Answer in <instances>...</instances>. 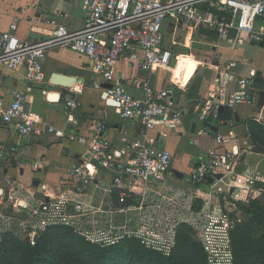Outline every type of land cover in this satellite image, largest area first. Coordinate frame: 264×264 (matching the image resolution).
<instances>
[{
	"label": "built area",
	"instance_id": "1",
	"mask_svg": "<svg viewBox=\"0 0 264 264\" xmlns=\"http://www.w3.org/2000/svg\"><path fill=\"white\" fill-rule=\"evenodd\" d=\"M82 2L86 20L81 30L70 31L61 23L47 20L56 28L48 39L38 42L21 41L16 36L15 20L8 31L0 34V67L15 71L25 67L26 79L39 84L45 81L42 61L47 51L66 47L83 54L98 77L94 89L103 101L122 119L139 120L143 129L139 139H123L124 147L116 149L106 136L107 125H93L81 162L67 172L68 192L58 197L45 194L41 199L31 192L33 199L25 203L17 197L16 182L6 178L0 186V240L11 232L34 244L49 229L66 227L98 246L111 247L135 238L147 248L170 256L180 227L187 225L206 252L208 264H233L232 233L241 221L233 216L232 207L234 202L247 201L251 193H256L258 181L248 178L239 184L238 165L248 148L234 144L235 135L226 137L217 131L206 155L185 178L189 187L184 188L169 181L173 156L160 147L159 138L167 137L166 132L180 130L192 109L200 122L213 126L222 123L224 108L258 106L264 91L259 86L260 81L264 82V72L234 77L237 64L231 63L227 72L214 80L207 99L183 106L176 98V89L184 91L180 84L171 81L168 87L157 90L151 76L160 69H171L174 49L179 45L177 34L181 31L186 32V38L206 33L219 42L234 37L264 49V0ZM56 15L62 17L60 13ZM122 60L148 77L134 79L127 72H117ZM127 83L141 90L143 97L130 94L125 89ZM106 84L112 87L104 88ZM26 103L27 96L15 91L12 102L0 109V124L15 123L21 137L56 132L55 128L46 129L36 122L26 110ZM66 105L70 110L68 122L78 125L73 112L79 109L80 102L68 95ZM258 117L264 119V107ZM193 142L199 144L198 140ZM18 153L16 146L0 143V166L11 167L13 156ZM103 169L116 173L109 183L100 179ZM102 192L106 194L96 199L95 195Z\"/></svg>",
	"mask_w": 264,
	"mask_h": 264
},
{
	"label": "crops",
	"instance_id": "2",
	"mask_svg": "<svg viewBox=\"0 0 264 264\" xmlns=\"http://www.w3.org/2000/svg\"><path fill=\"white\" fill-rule=\"evenodd\" d=\"M82 1L0 0V34L8 31L15 20H18L16 36L21 41L27 42H38L49 38L56 26L47 23V20H53L56 24L61 23L70 31L81 30L86 20ZM57 13H60L62 17H57ZM30 34L40 38L33 40ZM201 34L205 39L214 36ZM192 38L189 36L186 38V46ZM215 44L217 43H210L207 47H210V51L223 60L220 63H214V70L211 63L207 64L203 61V57L199 62L195 55H181L172 69L171 76L164 75L162 72L167 71L161 69L151 76L153 87L157 90L163 89L171 85V81L180 84L184 91L176 89V98L183 106L188 102L207 99L214 80L220 74L227 72V67L231 63L237 64L235 73L233 72L234 77L248 76L256 71L264 72V63L260 65L239 60L228 63L227 54L222 53L220 47ZM224 44H227L228 50L233 53L236 51L243 53V49L247 46H256L247 41L235 40L234 37L233 40L224 42ZM260 51L264 49L260 48ZM191 57H194L201 65L187 85H183L184 71ZM42 65L45 81L39 84L31 83L26 79L25 67L17 71L0 67V109L12 102L15 91H21L27 96L25 108L32 114L35 121L46 129L52 127L56 130V132L46 131L41 136L21 137L15 123L0 124V143L6 146H16L19 152L18 155L13 156L14 161L11 167L0 166V186L4 185L6 178L11 177L18 187V199L25 203L33 199L31 192H35L36 197L41 199L45 194L58 197L68 192L65 186L68 182L67 172L81 162V156L88 149L92 138V126L96 123L107 125L106 136L113 142L116 149L124 147L123 139L129 142L139 139L143 129L139 120L122 119L114 108L103 101L101 94L94 89V82H97L98 77L93 72L87 56L66 47L53 48L44 54ZM202 68L204 71L201 72ZM116 70L127 72L134 79L148 77L145 72L138 70L125 60L119 62ZM55 74L75 77L80 82L74 88L69 89L55 86L52 84ZM259 86L264 89V82L260 81ZM125 89L137 98L143 97L142 91L134 87L132 83L125 84ZM68 95L74 96L81 104L79 109L73 112L78 125L68 122V112H70L66 105ZM257 107H259L260 114L262 107L259 105ZM253 111L255 110H250L244 105L224 108L222 109V123L207 126L199 121L197 113L192 109L180 130L166 132L167 137H160V147L169 150L173 156L172 178L169 179L171 184L184 188L189 187L184 183L185 177L201 162L202 156L206 155L212 146V137L217 131L226 137L231 134L235 135L234 144L249 150L243 155L245 157L244 167H238L241 174L240 185H243L241 183H245L248 178L253 179L264 175V169L261 167L264 154L254 151L253 147L248 144L249 139L241 133L245 126L243 123L247 122ZM193 140H198L199 144L195 145ZM176 172L182 174L183 178H179ZM115 174L103 169L100 170V179L109 183ZM203 189L207 190V187ZM102 194L106 193L97 194L95 198L98 199ZM244 195H246L245 192ZM202 197L209 198L207 194H202Z\"/></svg>",
	"mask_w": 264,
	"mask_h": 264
},
{
	"label": "trees",
	"instance_id": "3",
	"mask_svg": "<svg viewBox=\"0 0 264 264\" xmlns=\"http://www.w3.org/2000/svg\"><path fill=\"white\" fill-rule=\"evenodd\" d=\"M253 150L262 153L255 146ZM250 208L249 222L237 225L232 233L233 264H264V201H252ZM192 233L189 226L180 227L177 244L166 256L134 238L98 247L66 227L49 229L35 246L9 232L0 240V264H208L206 252Z\"/></svg>",
	"mask_w": 264,
	"mask_h": 264
},
{
	"label": "rangeland",
	"instance_id": "4",
	"mask_svg": "<svg viewBox=\"0 0 264 264\" xmlns=\"http://www.w3.org/2000/svg\"><path fill=\"white\" fill-rule=\"evenodd\" d=\"M170 29V28H169ZM170 33V30H169ZM202 36V37H201ZM31 39L33 40H37L40 37L36 36V35H31L30 34ZM177 42L179 43V45L174 49V62L172 63V67L171 69H169L167 72H162L164 75L166 76H171V72L173 67L176 66L178 58L181 55H195L196 59L201 62V58L204 59L203 61L207 64H210L213 66L214 63H220L223 59L219 58L218 55H214L211 51H210V47L208 48L207 45L212 43H217L215 45H218L220 47V51L225 54H227V59H228V63L232 62V61H242V62H252L254 64H262L264 63V51H260V48L257 46H247L246 48L243 49V53H238V51L236 52H230L228 50L227 44H224V42H219L217 40L216 37L214 36H209L207 37V39L203 38V34L199 33V34H195V36H193L191 42H187V47L186 46V32L181 31L177 34ZM223 47V48H222ZM242 50V49H241ZM204 51H207V53H204ZM203 53V54H202ZM203 62V63H204ZM213 70L215 69L214 66L212 68ZM204 71V69L202 68L201 72ZM233 72L235 73V70H233ZM247 108H249L250 110H255L253 111L250 115L251 117L247 120L245 124L243 131H241V133L243 134V136H246L249 139V143L252 147H256L258 151H262V153L264 154V119L259 116V107H257L256 105L253 106H247L244 105ZM172 134V133H170ZM264 169V162L261 166ZM186 179L188 178V176L185 177ZM258 178V181H256L255 183V189H256V193H251L249 197H247V201H238L239 203H235V206L232 207L233 210L235 211V213L233 214V216H235L236 218L240 219V224L242 225H246L251 216L250 214H248V211H250V205L252 203V201H264V189L262 188V185L264 184V175H262L261 177H256ZM253 178V179H256ZM243 181V180H241ZM243 184V183H241ZM262 193H261V192ZM246 195H244L245 197ZM233 203V202H232ZM239 225V224H238ZM236 229V227H235ZM234 229V230H235ZM41 235H39L36 239L34 244L30 243L31 245L35 246L38 242V239ZM192 239L195 240V236H194V232L191 235ZM133 239V238H128ZM21 240H24L23 237ZM133 240H137V239H133ZM87 241V240H86ZM113 241V240H112ZM139 241V240H137ZM88 242V241H87ZM140 242V241H139ZM141 243V242H140ZM119 244V243H118ZM142 244V243H141ZM95 245V244H94ZM98 246V245H96ZM110 246V245H107ZM114 246V245H112ZM99 247V246H98ZM102 247V246H100ZM104 248V247H103Z\"/></svg>",
	"mask_w": 264,
	"mask_h": 264
},
{
	"label": "water",
	"instance_id": "5",
	"mask_svg": "<svg viewBox=\"0 0 264 264\" xmlns=\"http://www.w3.org/2000/svg\"><path fill=\"white\" fill-rule=\"evenodd\" d=\"M79 82L80 80L78 78L66 76L62 74H55L52 78V84H54L55 86H61L67 89L74 88ZM108 87L111 88L112 86L108 84L104 85V88H108ZM111 104H114V103L111 102ZM259 106L264 107V91L261 93ZM244 160H245V157L242 156L240 159V163L238 165L239 168L244 167ZM176 175L179 178H183V175L178 172H176ZM218 178H221V176H218ZM209 181H210V184L213 183V179H210Z\"/></svg>",
	"mask_w": 264,
	"mask_h": 264
},
{
	"label": "bare ground",
	"instance_id": "6",
	"mask_svg": "<svg viewBox=\"0 0 264 264\" xmlns=\"http://www.w3.org/2000/svg\"><path fill=\"white\" fill-rule=\"evenodd\" d=\"M201 64L194 58L191 57L189 59V62L187 63V66L184 71V76L182 79V84L187 85V83L193 78L197 68H199Z\"/></svg>",
	"mask_w": 264,
	"mask_h": 264
}]
</instances>
